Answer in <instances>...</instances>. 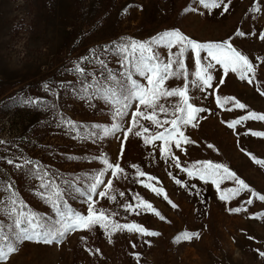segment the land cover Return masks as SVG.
I'll list each match as a JSON object with an SVG mask.
<instances>
[{
  "label": "rangeland",
  "instance_id": "obj_1",
  "mask_svg": "<svg viewBox=\"0 0 264 264\" xmlns=\"http://www.w3.org/2000/svg\"><path fill=\"white\" fill-rule=\"evenodd\" d=\"M257 4L261 11L254 13L252 8ZM222 11V8L206 9L199 0H0V141L5 142L0 144V157H15L16 162L36 157V163L52 173H59L66 180L79 177L78 185L87 187L88 177L103 168L99 158L106 155L124 173L117 177L106 173L105 185L111 179L112 188L107 189L105 197L93 196L95 207L104 209L117 223L136 222L160 233L147 237L123 230L109 238L97 225L90 231L71 232L59 243L25 241L17 253L0 264H137L131 253L140 254L139 264H264V257L259 255V251H264V215L251 218L257 213L264 214V201L253 197L252 205L244 204L251 197L247 190L231 202L221 201L215 185L188 177L171 159H165L160 151L162 141L144 143L145 136L163 131L150 121L138 118L140 125L150 129L149 133L137 137L135 132L141 130L138 125L125 140L124 132L131 126L135 107L129 109L122 130L115 135L99 139L87 136L89 130L100 131L92 125L111 127L115 121L112 108L102 99L82 98L80 89L85 77L73 71L79 63L86 73L95 72L99 76L96 63L99 58L105 59L112 71L119 72L116 58L105 54L104 46L129 38L149 41L167 30L178 29L197 42L231 39L233 46L253 63V83L229 72L225 83L216 91L190 86L189 102L208 111L198 114L193 122L195 126H181L195 143L183 145L186 149L183 152L172 145V153L179 157L181 167L205 160L223 163L264 195V166L255 164L246 154L264 159V138L245 135L249 129L264 132V121H246L235 129L224 123L249 111L264 114V95L260 94L264 91V41L258 38L264 31V0H231L229 11L221 14ZM237 30L246 35L237 36ZM93 50L98 57L93 56ZM157 51L162 60L167 59V49L157 48ZM184 59L188 79H194V53L189 50ZM213 76L215 86L222 69L214 71ZM134 78L146 83L143 78ZM92 79L87 76L88 82ZM184 82L183 77L171 78L165 87H182ZM217 95L222 99L234 97L247 107L235 108L234 101H230L221 108L216 103ZM29 100L37 103H28ZM160 103L169 112L166 116L158 113L159 118L171 120L173 108L181 100L171 97L161 99ZM55 115L58 118L54 119ZM67 120L80 125V134L87 138L81 139L77 132L66 127ZM208 144L214 147L208 148ZM242 148L246 151H241ZM133 165L145 172V177H139ZM26 172L27 168L19 171L0 160V177L15 185L28 207L37 204L45 217L55 219L50 204L36 194L38 187L33 185L38 186V181L25 175ZM148 175L157 179L149 182ZM175 179L196 187H181ZM141 181L163 188L178 207L172 208L163 195L157 196ZM105 185L97 193L105 191ZM220 187L236 185L224 181ZM111 196L116 199H110ZM137 197L150 202L165 220L151 212L136 215L125 211L126 205L139 203ZM67 198L74 210L87 213L85 197L73 193ZM241 206L247 211L227 210ZM183 232H198L199 238L177 242L175 238ZM145 241H150V245ZM96 249L100 252L96 253Z\"/></svg>",
  "mask_w": 264,
  "mask_h": 264
},
{
  "label": "snow or ice",
  "instance_id": "obj_2",
  "mask_svg": "<svg viewBox=\"0 0 264 264\" xmlns=\"http://www.w3.org/2000/svg\"><path fill=\"white\" fill-rule=\"evenodd\" d=\"M199 3L204 8L218 9L222 8V13L229 11L231 0H199ZM254 13L261 11L259 4L252 8ZM237 36H245L242 31L237 30ZM256 35V33H251ZM260 40L264 41V31L259 33ZM157 48L167 49V59L162 60ZM177 48L178 51L173 52L172 49ZM194 53V79L189 80V73L185 65V53L188 51ZM105 54L110 53L114 56L120 65L121 70L114 72L109 68L108 62L105 59L97 58L96 63L99 66V76L93 73H86L85 68L79 63L73 69L74 72L79 73L85 77L80 92L82 98L93 100L102 99L110 108H112V120L115 121L111 127H103L100 125H92L93 129L100 131H92L87 133V136L95 137L97 139L115 135L122 130V122L125 117L129 115V109L135 107V111L131 114V126L124 132V138L127 139L129 133L133 132V128L139 125V131L135 132L137 137L143 136L144 133H149L150 129L144 125L139 124V119L150 121L156 129L163 128V131H155L151 136L144 137L145 144H152L154 141H162L163 146L160 151L165 159H171L174 166L180 171L187 174L190 178H198L205 183L215 185L219 192V199L226 203L231 202L235 197H238L242 192L247 190L251 193V197L244 201V204L252 205L253 197L259 201H264V195L253 190L244 179L240 178L237 173L231 170L223 163H214L209 160L196 161L187 167H181L180 159L172 153V145L176 149L186 151L183 147L185 144L195 143L191 141L188 136L181 130V126L192 125L197 119L199 113L208 111L203 107L194 106L190 103L189 90L190 86L196 89L203 90L204 88H212L214 91L218 90L219 86L225 83V77L229 72L238 75L240 80H247L249 84L253 83L255 79V67L250 61L249 57L242 54L236 47L233 46L231 39L222 42H197L196 40L185 35L178 29L167 30L153 37L149 41H137L135 39H126L120 42H115L106 45L103 48ZM202 53L206 55L202 56ZM98 53L93 50V56L98 57ZM88 59V58H85ZM91 62V61H89ZM222 69V76L219 83L214 86L213 72L218 71L217 68ZM252 76H249V74ZM87 76H92L91 82H88ZM143 78L141 82L140 79ZM183 77L184 83L182 87H165L166 81L171 78ZM47 87V85L45 86ZM264 95V91L260 93ZM171 97H179L181 103H178L173 108V119L159 118V114L165 116L169 112V108L160 103L161 99ZM230 101H234L235 108L245 109L247 105L236 100L234 97H224L223 99L217 95L216 103L221 108ZM135 102V104H134ZM28 103H37V101L29 100ZM231 111V109H228ZM246 121H264V114H259L255 111H249L246 115L233 119L224 123L230 129H235L237 125ZM81 139L87 138L79 133L80 125L75 124L71 120L65 121ZM169 125V127H165ZM102 133V136H101ZM251 134L255 137L264 138V132L248 130L245 135ZM5 143L0 141V144ZM208 148H213L212 144L207 145ZM123 145L121 147V156L123 155ZM241 151H246L243 148ZM250 156L252 161L264 166V159H258L252 153H246ZM95 159V158H94ZM102 161L103 168L88 177L89 183L87 187L77 186L81 178L77 177L75 180H66L59 177V173H52L49 169L44 168L39 163H34L33 160L25 158L22 162H16V158L0 157V160L5 161L9 165L19 171H24L27 168L25 175L38 181L37 195L50 204L56 216L55 219L45 217L33 211L28 207L26 202L20 197L15 185L7 180L6 177H0V262H7L11 255L19 251V245L25 241H33L36 243L51 244L53 242H62L67 234L76 231H90L93 227L99 225L109 235V238L117 232L126 230L129 233H137L141 236L155 237L160 233L152 231L139 223H124L120 224L113 221L109 214L104 209H97L95 207L96 201L93 200L94 195L105 197L107 189L112 188V180L109 179L105 185L104 177L106 173L110 172L112 177H117L124 173V169L118 163L109 161L106 155L99 158ZM137 175L145 177L146 173L139 171L138 166ZM157 178L151 175L147 176V181H153ZM7 180V182H5ZM59 180V182H58ZM224 181H233L236 187L221 189V183ZM144 182L143 186L151 190L157 196L163 195L172 208L178 206L169 199L167 193L163 188L155 187L152 183ZM175 183L181 187L195 188L196 185H187L180 179H175ZM105 185V191L97 189ZM76 193L85 197L87 203V213L74 210L68 203L66 197ZM199 194V193H197ZM124 195L123 192L120 193ZM110 199L115 200V196ZM139 203L137 205L128 204L125 206V211L133 212L136 215L151 212L154 213L161 221L165 217L157 211L153 205L145 199L137 197ZM229 212L239 213L247 211V208L235 207L228 208ZM261 213L255 214L251 218H257ZM193 238H199L198 232H183L175 239L191 241ZM85 240V237H81ZM249 239H254L249 237ZM150 245V241H145ZM132 247L136 245L133 243ZM91 251V250H89ZM96 253L100 250L96 249ZM139 264L140 254L131 253ZM259 255L264 257V251H259Z\"/></svg>",
  "mask_w": 264,
  "mask_h": 264
},
{
  "label": "trees",
  "instance_id": "obj_3",
  "mask_svg": "<svg viewBox=\"0 0 264 264\" xmlns=\"http://www.w3.org/2000/svg\"><path fill=\"white\" fill-rule=\"evenodd\" d=\"M53 117V115L51 116V118ZM56 117L58 118V116L57 115H55L54 116V119H56ZM66 127H68V126H66ZM69 129L70 130H72L70 127H69ZM73 131V130H72ZM79 131V130H78ZM89 132H91L90 130L88 131V133ZM80 133V132H79ZM35 156H37V155H35ZM31 160H33V162L34 163H36V162H38L37 160H38V158H36V157H33ZM42 166H43V164H42ZM47 167H49V165H47ZM77 186H80V185H78L77 184ZM66 199H67V201H68V203H69V205L73 208V205H71V202H70V200L66 197ZM30 209H32L33 211H36L37 213H39L40 215H42V216H45V213L43 212H41L42 211V209H39V207H38V205L37 204H33V203H31V207H29ZM37 208V209H36ZM52 209V208H51ZM53 210V209H52ZM53 212H54V210H53ZM54 214H55V212H54Z\"/></svg>",
  "mask_w": 264,
  "mask_h": 264
}]
</instances>
